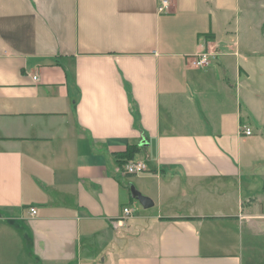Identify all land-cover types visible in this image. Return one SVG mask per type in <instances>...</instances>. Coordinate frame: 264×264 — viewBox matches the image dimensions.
Listing matches in <instances>:
<instances>
[{
  "label": "crops",
  "instance_id": "1",
  "mask_svg": "<svg viewBox=\"0 0 264 264\" xmlns=\"http://www.w3.org/2000/svg\"><path fill=\"white\" fill-rule=\"evenodd\" d=\"M169 1L0 0V264H264V18Z\"/></svg>",
  "mask_w": 264,
  "mask_h": 264
},
{
  "label": "built area",
  "instance_id": "2",
  "mask_svg": "<svg viewBox=\"0 0 264 264\" xmlns=\"http://www.w3.org/2000/svg\"><path fill=\"white\" fill-rule=\"evenodd\" d=\"M170 6V1L169 0H160V5L158 6L159 11H164L168 9ZM216 53L214 51H200L197 54L193 55L191 59V64L194 66H205L208 65L211 58H215ZM36 78V77H35ZM241 132L244 135H251V129L247 126H242ZM121 170L124 174H138L146 170V166L143 162L133 160V159H128L123 164L121 165ZM36 209L35 208H29V213L30 214H35ZM123 215L127 216L131 213V210L128 207H124L122 211Z\"/></svg>",
  "mask_w": 264,
  "mask_h": 264
},
{
  "label": "rangeland",
  "instance_id": "3",
  "mask_svg": "<svg viewBox=\"0 0 264 264\" xmlns=\"http://www.w3.org/2000/svg\"><path fill=\"white\" fill-rule=\"evenodd\" d=\"M261 1L263 2V7H264V0H240L239 1L240 8H239V13L237 14L240 18L239 35L243 36V38H246V39L249 38V34H251V31H249V33L247 34V29L252 26L255 20L264 18V8H260ZM254 133L256 135L258 132L255 131ZM131 175H135V174H131ZM129 209L132 210L131 205L129 206ZM132 213L136 214L134 210L132 211Z\"/></svg>",
  "mask_w": 264,
  "mask_h": 264
},
{
  "label": "trees",
  "instance_id": "4",
  "mask_svg": "<svg viewBox=\"0 0 264 264\" xmlns=\"http://www.w3.org/2000/svg\"><path fill=\"white\" fill-rule=\"evenodd\" d=\"M138 148L136 145H127L126 148L122 151L117 152L118 158H120L121 161H119L120 164H123L125 160L131 159L134 154L137 152Z\"/></svg>",
  "mask_w": 264,
  "mask_h": 264
},
{
  "label": "water",
  "instance_id": "5",
  "mask_svg": "<svg viewBox=\"0 0 264 264\" xmlns=\"http://www.w3.org/2000/svg\"><path fill=\"white\" fill-rule=\"evenodd\" d=\"M130 190L133 198H135L142 205L143 208H148L152 206L153 203L149 197L142 195L133 186H131Z\"/></svg>",
  "mask_w": 264,
  "mask_h": 264
}]
</instances>
